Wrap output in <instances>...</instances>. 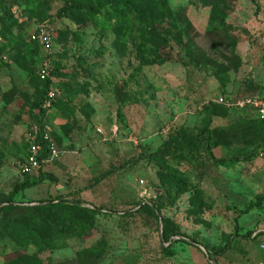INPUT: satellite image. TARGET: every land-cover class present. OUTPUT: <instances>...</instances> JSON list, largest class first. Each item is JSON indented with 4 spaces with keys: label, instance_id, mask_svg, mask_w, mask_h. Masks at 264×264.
<instances>
[{
    "label": "rangeland",
    "instance_id": "1",
    "mask_svg": "<svg viewBox=\"0 0 264 264\" xmlns=\"http://www.w3.org/2000/svg\"><path fill=\"white\" fill-rule=\"evenodd\" d=\"M142 2L149 22L122 0H0V264L264 263V121L218 103L264 94V0ZM40 127L60 155L23 176Z\"/></svg>",
    "mask_w": 264,
    "mask_h": 264
},
{
    "label": "trees",
    "instance_id": "2",
    "mask_svg": "<svg viewBox=\"0 0 264 264\" xmlns=\"http://www.w3.org/2000/svg\"><path fill=\"white\" fill-rule=\"evenodd\" d=\"M127 2H132L134 4V7L136 9L137 14H139L140 17L144 21H146V22H149L150 21L151 18L149 16V14H147L146 11H145V9L142 7V5H143L142 0H122V4L123 3H127ZM119 3H121V2H119ZM153 6L154 7H157L156 1L153 2ZM104 7H105L104 3H102L101 1H97L95 4H93V3H80V4H77L75 6L65 7V8L62 9V11L66 12L67 15H71V14L74 15L75 13L76 14L79 13V14H83V15L90 16L91 18H95L102 11H108V10H105ZM108 15H109L108 20L112 19V16L109 13H108ZM32 43L35 44V45L37 44L35 41H32ZM0 63H1V59H0ZM50 74H51V70H50ZM37 78H38L39 82H41L42 85H43V91H42V94L40 96V99L35 101L34 106L37 107L38 109L45 110V108H43V103H44V101L46 99L47 92L50 89L51 75L49 76V78H47L45 80H41L38 75H37ZM55 100H56V95H55L54 100L52 101V105H51L52 107L55 104ZM119 117H121V113H119ZM44 135L45 134H44V132L42 131V129L40 127L39 130H38V132H37L36 141H37V143H39L42 146V156H46L48 154V146H49V142H47V141H45L43 139V136ZM29 138H30V134L28 135V138H27L28 148H29ZM206 145H207V150L209 151V153L212 154L211 150L213 149L214 145H213V142H212V140H211L210 137H208L207 142H206ZM28 148H27V154H28ZM27 154L25 155V157L27 156ZM59 155H60V152H59ZM24 158L22 159V161L24 160ZM44 166H42L41 168H43ZM39 171H40V169H39ZM111 172L112 171L106 173L105 176H107ZM24 175L25 176H28L30 174H23V176ZM47 180H51V176L48 175V174H43V173H39L34 178H28V177H26L24 180H22V181H20V182H18V183H16L14 185L12 191L10 192V194L8 195V197L6 198L5 202L6 203L12 202L13 198L15 197V195L18 192L23 191L25 189H29V188L35 187L37 185H40V184L44 183ZM58 199L59 198H56V200H57L56 203L46 204V205L41 206L40 208L42 210H44L45 212H49L54 207L59 208V207L63 206L64 205V202L63 201H60ZM70 206H75L76 209H79V206L78 205H70ZM7 208H10V207L7 206V204H5V205H3V206L0 207V211L5 210ZM142 209L149 210V212H150V214L152 216L157 217L151 206L144 205L142 207ZM88 211L91 212V213H93V212L98 211V209L94 207L93 210H88ZM162 239L164 240V242H166L167 239H168L167 238V234L164 231L162 232ZM228 249H230V245L229 244H226L224 247H222L220 250H218V253L221 254V253L225 252ZM164 250H165V252L167 254H171L170 248L166 247Z\"/></svg>",
    "mask_w": 264,
    "mask_h": 264
},
{
    "label": "built area",
    "instance_id": "3",
    "mask_svg": "<svg viewBox=\"0 0 264 264\" xmlns=\"http://www.w3.org/2000/svg\"><path fill=\"white\" fill-rule=\"evenodd\" d=\"M37 32L38 34H34L31 39L41 44L42 49L47 54L51 50L50 39L49 37L45 36L44 30L42 28H39ZM50 70V65L45 61L39 66L37 75L41 80H45L49 78ZM54 98L55 92L50 88L43 103V108H50ZM218 103L225 107H235L239 109L247 106L251 107L255 111L258 118L264 120V95L255 96L252 98H243L239 100L220 97L218 99ZM37 132L38 130L35 129L30 134L28 154L24 158V160L19 162L18 164L19 172L21 174H31L33 172H36L45 164H48L59 157V150L55 147V145L51 142L50 138L46 134L43 136V139L49 142L48 154L46 156H42V146L36 141Z\"/></svg>",
    "mask_w": 264,
    "mask_h": 264
},
{
    "label": "crops",
    "instance_id": "4",
    "mask_svg": "<svg viewBox=\"0 0 264 264\" xmlns=\"http://www.w3.org/2000/svg\"><path fill=\"white\" fill-rule=\"evenodd\" d=\"M264 95V94H263ZM42 169V168H41Z\"/></svg>",
    "mask_w": 264,
    "mask_h": 264
}]
</instances>
